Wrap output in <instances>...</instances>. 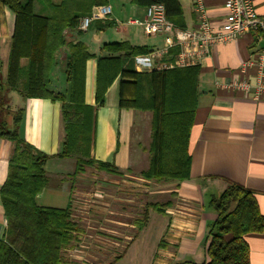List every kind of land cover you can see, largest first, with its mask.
<instances>
[{
    "label": "trees",
    "instance_id": "trees-1",
    "mask_svg": "<svg viewBox=\"0 0 264 264\" xmlns=\"http://www.w3.org/2000/svg\"><path fill=\"white\" fill-rule=\"evenodd\" d=\"M133 2L143 7L161 3L166 18L176 27L185 28L178 0ZM106 3L107 0H0V27L5 24L4 9L14 15L5 77L0 60V139L13 143L7 175L0 186L6 220L0 237V264H63L62 252L77 242L81 229L72 218L71 197L65 208L38 205L35 200L48 184L45 164L51 157L74 158L71 177L82 173L86 166L117 176L126 172L90 154L95 113L84 100L85 64L89 58H96L97 106L104 104L107 88L118 77V107L151 112L149 162L139 177L158 182L189 178L188 145L197 105L199 65L136 71L124 62L148 53L144 46H133L128 41L106 43L101 46L104 53L95 56L83 42L66 41V30L77 28L79 19L93 6ZM111 24L105 22L100 29ZM65 46L64 75L68 86L65 91H55L51 75L59 62L57 54ZM11 92L24 99L61 102L64 135L57 153L48 155L22 138L18 128L24 108L12 106ZM170 204L146 203L142 217L133 221L137 233L146 225L149 210L164 215ZM208 206L215 217L208 226L207 260L202 264H249L244 236L264 234V213L255 192L226 181L223 191L212 196Z\"/></svg>",
    "mask_w": 264,
    "mask_h": 264
},
{
    "label": "crops",
    "instance_id": "crops-1",
    "mask_svg": "<svg viewBox=\"0 0 264 264\" xmlns=\"http://www.w3.org/2000/svg\"><path fill=\"white\" fill-rule=\"evenodd\" d=\"M178 2L185 28H194L197 24L192 1ZM224 2L204 0L207 16L214 26L218 27L224 19ZM252 2L257 15L264 19V0ZM107 4L111 7L110 19L94 20L86 30H66V41L83 42L89 53L95 56L104 53L101 46L106 43L128 41L133 46H144L148 53L133 57L130 63L124 62L125 66L131 64L136 71L158 69L159 63L175 60L178 46L170 47L160 60L151 57L152 50L163 47L164 35H147L140 24L133 22L144 18L145 7L135 4L133 0H107ZM3 12L5 24L0 27L2 69L7 63L14 25L13 13L8 9ZM105 22L112 24L100 29ZM263 50L264 33L248 32L230 42L213 45L210 53L198 64L197 105L188 145L190 175L181 182L169 180L157 183L171 185L166 200L171 204L165 209L164 215L158 214L155 218L159 235L147 264H202L207 260L206 235L215 217V212L207 202L223 191L226 181L253 190L264 213V97L255 99L251 94L260 71L264 81V68L261 70L255 63ZM66 57L65 46L57 54L59 62L51 75V86L55 91H65L68 86L64 75ZM248 61L254 63L246 65ZM241 79H246L251 86L248 96L241 90L231 88L233 82ZM95 80L96 58L93 57L87 59L85 64L84 92L85 102L94 107L95 113L91 157L113 163L123 172L127 169L133 173L145 170L149 162L147 149L150 143L151 112L118 107V77L107 88L104 104L97 106ZM9 100L14 107L24 108L18 128L22 138L48 155L57 153L64 135L61 102L45 98L24 99L17 92H11ZM12 148L11 141L0 139V186L7 175ZM67 159L51 157L46 162L49 180L35 197L38 205L59 208L68 205L71 183L62 178L71 172L56 171L57 166ZM50 166L55 171L52 174ZM51 177L56 180L52 185L56 188L55 192L57 188L60 189V200L55 197L58 203L54 205L49 203L56 201L44 197ZM61 184H65V191ZM5 227L6 220L0 202V237ZM244 239L249 247V264H264V234L248 233ZM160 242L163 245H159ZM113 262L110 264L116 261Z\"/></svg>",
    "mask_w": 264,
    "mask_h": 264
},
{
    "label": "rangeland",
    "instance_id": "rangeland-1",
    "mask_svg": "<svg viewBox=\"0 0 264 264\" xmlns=\"http://www.w3.org/2000/svg\"><path fill=\"white\" fill-rule=\"evenodd\" d=\"M1 72L5 77L6 63ZM57 167L56 171L72 173L75 160L69 158ZM49 170L51 174L55 172L51 166ZM70 174L62 179L71 183L72 218L81 231L77 234V242L62 252L63 264H108L120 255L114 264H147L159 235L155 221L158 213L149 210L148 224L138 233L133 221L142 217L146 203L166 202L171 185L144 180L139 172L126 171L117 176L89 166L75 177ZM50 180L44 197L60 200V189L55 192L52 186L56 180L53 177ZM61 186L65 191V184Z\"/></svg>",
    "mask_w": 264,
    "mask_h": 264
},
{
    "label": "built area",
    "instance_id": "built-area-1",
    "mask_svg": "<svg viewBox=\"0 0 264 264\" xmlns=\"http://www.w3.org/2000/svg\"><path fill=\"white\" fill-rule=\"evenodd\" d=\"M193 13L196 17V26L192 29L178 28L169 21L164 13V6L161 3H152L145 7L144 18L140 21L133 20L143 27L147 35L161 33L164 35V45L161 49L150 52L151 57L160 60L162 55L172 46H178L179 52L172 62H161L158 69L171 68L174 66H186L199 64L211 51L213 45L217 43L230 42L240 35L253 31L264 33V19L255 12L252 0H225L224 7L226 14L222 23L217 27L209 20L204 0H191ZM110 5L100 4L91 8L89 14L82 16L77 28L86 30L90 23L99 19H110ZM257 65L264 68V50L257 58ZM248 61L246 65L253 64ZM262 71L258 74L256 84L253 86L251 94L253 98L264 97V81ZM250 84L246 79L235 81L231 88L243 91L248 96ZM77 250H73L76 252ZM73 255V254H70Z\"/></svg>",
    "mask_w": 264,
    "mask_h": 264
}]
</instances>
